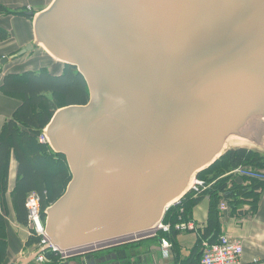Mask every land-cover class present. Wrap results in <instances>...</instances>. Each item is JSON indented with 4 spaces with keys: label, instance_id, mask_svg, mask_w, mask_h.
Listing matches in <instances>:
<instances>
[{
    "label": "water",
    "instance_id": "water-1",
    "mask_svg": "<svg viewBox=\"0 0 264 264\" xmlns=\"http://www.w3.org/2000/svg\"><path fill=\"white\" fill-rule=\"evenodd\" d=\"M28 15L35 42L10 58L46 47L90 91L43 130L72 173L45 211L61 250L153 235L198 174L233 148L227 141H258L264 0H53Z\"/></svg>",
    "mask_w": 264,
    "mask_h": 264
},
{
    "label": "trees",
    "instance_id": "trees-1",
    "mask_svg": "<svg viewBox=\"0 0 264 264\" xmlns=\"http://www.w3.org/2000/svg\"><path fill=\"white\" fill-rule=\"evenodd\" d=\"M0 12L6 14H22L32 19L22 8L11 9L0 5ZM10 32L0 27V42L6 41ZM33 52V51H32ZM49 55V54H48ZM55 66L57 63L54 58ZM56 68H63L60 74L52 73L46 66L38 70H28L16 80L18 75L11 74L6 77L4 89L21 94L22 104L14 112L3 129L2 142L0 144V180L7 190V175L11 154L19 164V180L15 191L22 221L27 222L29 211L26 207V198L29 193L37 192L41 196L42 213L57 201L66 191L72 179V173L63 153H58L48 142H41L40 136L44 128L51 121L54 113L58 110L57 101L66 105L85 104L89 101V88L84 76L77 67L58 61ZM26 76V78H25ZM6 90V91H7ZM54 96L56 100L49 98ZM56 103V104H55ZM243 165L246 167L264 169V155L259 151L247 147H234L229 149L211 166L202 170L198 178L204 180L208 187L205 190L188 192L181 201L171 206L164 216V221L172 225L170 233H161L175 245L177 231L175 224L183 208L184 218H190L193 208L201 199L208 195L211 198L210 216L207 225L199 233L194 253L202 255L203 241L215 242L221 234L219 205L222 200H227L233 214L238 215V208L242 203L251 199L256 207L260 197V191L264 181L255 177H248L230 173L233 169ZM39 237L33 235L28 244L33 245L39 241ZM6 245L0 240V261L5 254ZM53 262L59 257L48 252Z\"/></svg>",
    "mask_w": 264,
    "mask_h": 264
},
{
    "label": "crops",
    "instance_id": "crops-1",
    "mask_svg": "<svg viewBox=\"0 0 264 264\" xmlns=\"http://www.w3.org/2000/svg\"><path fill=\"white\" fill-rule=\"evenodd\" d=\"M52 1L0 0V5L5 8H22L26 12L38 13L47 8ZM0 27L10 32L9 39L0 42L1 62L3 58L11 57L28 44L35 42L34 19L25 15L0 12ZM34 56L35 49L25 56L10 58L6 64L0 62V144L6 122L13 117L14 112L23 102L21 94L4 89L6 77L14 74L18 75L14 77L16 80L23 79L19 76L28 70H38L45 66L54 74H60L63 70V68H56L57 65L55 66L54 61L49 56L42 62L34 59ZM246 145L264 155V124L258 141ZM18 180L19 164L12 153L6 191L4 190V183L0 180V240H4L6 245L5 254L0 264H38L35 261L36 243L28 244L30 239L29 227L20 216L21 206L15 191ZM259 191L260 197L256 207L249 199L240 205L238 215L233 214L231 209L228 212L220 213L221 234H229L243 242V264H264V186ZM210 204L211 198L205 195L193 208L190 217L200 226L207 225L210 216ZM161 236L164 235L160 234L157 237H150L141 241H130L111 246L91 254L79 255L73 260L87 257L93 260L95 264H202L201 254L194 253L199 233H177L175 245L172 246L169 256L164 254L160 241Z\"/></svg>",
    "mask_w": 264,
    "mask_h": 264
},
{
    "label": "built area",
    "instance_id": "built-area-1",
    "mask_svg": "<svg viewBox=\"0 0 264 264\" xmlns=\"http://www.w3.org/2000/svg\"><path fill=\"white\" fill-rule=\"evenodd\" d=\"M40 141L45 142L46 137L40 136ZM230 173L245 175L248 177H255L264 180V171L246 167L243 165L238 166ZM204 180L199 178L194 180L192 190L200 192L201 189H206ZM26 207L29 211L28 227L30 235L39 237L37 248L39 254L37 262L39 264L52 263V259L48 256V252L54 253L59 257V262L69 260L71 258L80 255L81 253H89L98 251L111 246V243L94 244L92 246L82 249L61 250L56 245L52 244L51 239L46 233L45 219L42 213L41 196L37 192H31L26 198ZM222 213L229 209V203L227 200H222L219 205ZM184 209H180V215L178 222L175 224V229L180 233L188 232H200V225L192 218H184ZM159 232L170 233L172 231V225L170 223L162 221L158 227ZM161 246L166 256L170 255L172 243L167 238H162ZM244 245L243 242L229 234H220L215 242L203 241L201 263L202 264H243Z\"/></svg>",
    "mask_w": 264,
    "mask_h": 264
},
{
    "label": "rangeland",
    "instance_id": "rangeland-1",
    "mask_svg": "<svg viewBox=\"0 0 264 264\" xmlns=\"http://www.w3.org/2000/svg\"><path fill=\"white\" fill-rule=\"evenodd\" d=\"M30 54L31 53V51L30 52H27L26 54ZM26 54H24V55H22V56H25ZM49 55H48V53L45 51V48L42 46V47H36L35 48V56H34V59H36V60H38V61H40V62H42V61H45V59H46V57H48ZM10 58V57H9ZM54 58V57H53ZM10 60V59H9ZM9 60L8 61H6V62H1L2 64H6V63H8L9 62ZM55 60H56V58H55ZM56 63H57V65L58 64H60L62 67H65V66H63L64 64H62V63H59L58 62V60L57 61H55ZM1 66V65H0ZM61 69V68H60ZM48 97L49 98H52L53 100H56V98L54 97V96H51V95H48ZM61 101H57V109H60V108H62V107H65V106H67L66 104H65V102L63 103V98L62 99H60ZM254 120H252V121H250L249 123H248V125L247 126H245V128H244V132L246 133V135L248 134V132H249V125L253 122ZM246 123V124H247ZM243 123H240L239 125H242ZM246 124H244V125H246ZM243 125V126H244ZM243 126H241V129L243 130ZM232 135V134H231ZM233 136H236V135H233ZM232 137V136H231ZM244 141H243V139L242 138H240V139H233L232 141H230V143H229V141H227V143H228V147H242V146H244V145H246L245 143H243ZM227 152V151H226ZM234 170V169H233ZM259 170H263V169H259ZM206 187H208L207 185H206ZM191 191V190H190ZM189 191V192H190ZM171 208V207H170ZM169 208V209H170ZM168 209V210H169ZM167 210V211H168ZM220 211V210H219ZM220 213H222L221 211H220ZM177 231V230H176ZM178 232V231H177ZM178 233H180V232H178ZM144 239H148L147 237H143ZM167 238V237H166ZM141 240H143V239H141V238H138L136 241H141ZM38 254H39V250H38V248H36V253H35V261L37 262V257H38ZM38 263V262H37ZM39 264V263H38Z\"/></svg>",
    "mask_w": 264,
    "mask_h": 264
},
{
    "label": "bare ground",
    "instance_id": "bare-ground-1",
    "mask_svg": "<svg viewBox=\"0 0 264 264\" xmlns=\"http://www.w3.org/2000/svg\"><path fill=\"white\" fill-rule=\"evenodd\" d=\"M45 48V51L49 54V55H51L52 53L46 48V47H44ZM51 53V54H50ZM89 98H90V91H89ZM227 147V143L226 144H224V146H223V148H222V150L220 151V153L221 152H223V150L225 149Z\"/></svg>",
    "mask_w": 264,
    "mask_h": 264
}]
</instances>
